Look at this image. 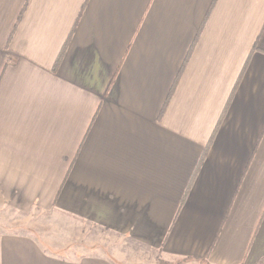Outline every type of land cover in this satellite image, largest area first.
<instances>
[{"label":"crops","instance_id":"0c3cea01","mask_svg":"<svg viewBox=\"0 0 264 264\" xmlns=\"http://www.w3.org/2000/svg\"><path fill=\"white\" fill-rule=\"evenodd\" d=\"M0 206L80 224L0 264L264 255V0H0Z\"/></svg>","mask_w":264,"mask_h":264},{"label":"rangeland","instance_id":"374dc122","mask_svg":"<svg viewBox=\"0 0 264 264\" xmlns=\"http://www.w3.org/2000/svg\"><path fill=\"white\" fill-rule=\"evenodd\" d=\"M75 224L77 223L62 213L46 211L19 213L7 206H0V236L32 231L44 239L48 238L50 241H66L69 237L75 240V235L69 234L68 229L70 225ZM77 225L79 226L80 224ZM59 228L64 229L62 234L56 232ZM97 236L99 237L100 235L98 234ZM102 239L112 240L108 237ZM158 260L159 264H201L183 258L167 261L158 257Z\"/></svg>","mask_w":264,"mask_h":264},{"label":"trees","instance_id":"16d2710c","mask_svg":"<svg viewBox=\"0 0 264 264\" xmlns=\"http://www.w3.org/2000/svg\"><path fill=\"white\" fill-rule=\"evenodd\" d=\"M63 54V49L62 51L60 52L58 58L56 59V62L54 64V67L58 64V61L60 60L61 56ZM187 58L185 59L183 65H182V68L186 62ZM182 70V69H181ZM179 76L176 78V81L174 82V85L170 91V93L168 94V97L166 99V103L168 101V99L170 98V95L171 93L173 92L174 88H175V85H176V82L178 80ZM183 259H186V260H193V261H196L197 263H203V264H211L206 258H202V257H186V258H183ZM252 264H264V255H262L261 257H259L257 260H255Z\"/></svg>","mask_w":264,"mask_h":264}]
</instances>
